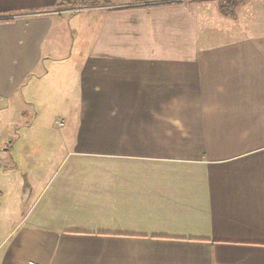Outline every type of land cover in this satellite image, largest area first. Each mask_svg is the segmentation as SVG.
Instances as JSON below:
<instances>
[{"label": "crops", "instance_id": "0c3cea01", "mask_svg": "<svg viewBox=\"0 0 264 264\" xmlns=\"http://www.w3.org/2000/svg\"><path fill=\"white\" fill-rule=\"evenodd\" d=\"M61 1L0 0V264H264V0Z\"/></svg>", "mask_w": 264, "mask_h": 264}, {"label": "rangeland", "instance_id": "374dc122", "mask_svg": "<svg viewBox=\"0 0 264 264\" xmlns=\"http://www.w3.org/2000/svg\"><path fill=\"white\" fill-rule=\"evenodd\" d=\"M118 2L120 0H93L90 4L92 5H103L106 4L107 2ZM76 16H79L78 13H76ZM76 39H77V43H79V35H75ZM77 45V44H76ZM77 54H80V52L78 51H73V50H68L65 52H61L59 55L65 59L68 58H74L77 56ZM44 76H43V80L41 79V82L39 80V83H37V85H39L40 87H45L47 88V91L50 92V99H32V103L35 105L36 107V111L38 112L39 116L38 119L40 122L42 123H55V121H60L62 116H60L61 114H53L58 108L59 106L57 105V103L59 102V100L57 99V96L54 99V92L58 90V88H61L63 86V82L59 81L54 83L52 79H50L49 81L44 80ZM39 86H35V89H37ZM53 87L52 90L49 89V87ZM50 101V102H49ZM46 102V105L43 106V103Z\"/></svg>", "mask_w": 264, "mask_h": 264}, {"label": "trees", "instance_id": "16d2710c", "mask_svg": "<svg viewBox=\"0 0 264 264\" xmlns=\"http://www.w3.org/2000/svg\"><path fill=\"white\" fill-rule=\"evenodd\" d=\"M70 0H62V3H67ZM81 0H76V2H79ZM217 2L218 10L221 13V15L225 17H234L238 7L241 5V3L245 0H214ZM137 6H129L125 8H136Z\"/></svg>", "mask_w": 264, "mask_h": 264}, {"label": "built area", "instance_id": "2783aa9c", "mask_svg": "<svg viewBox=\"0 0 264 264\" xmlns=\"http://www.w3.org/2000/svg\"><path fill=\"white\" fill-rule=\"evenodd\" d=\"M28 264H36V263H34V262H29Z\"/></svg>", "mask_w": 264, "mask_h": 264}]
</instances>
